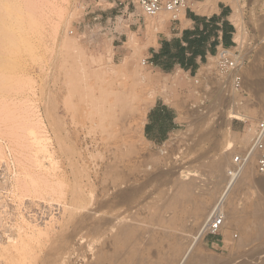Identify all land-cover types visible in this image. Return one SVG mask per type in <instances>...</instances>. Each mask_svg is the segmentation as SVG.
<instances>
[{
  "label": "rangeland",
  "instance_id": "374dc122",
  "mask_svg": "<svg viewBox=\"0 0 264 264\" xmlns=\"http://www.w3.org/2000/svg\"><path fill=\"white\" fill-rule=\"evenodd\" d=\"M18 1L23 2V6L24 1L29 2V0ZM43 1L30 0L29 4L32 5L28 7V10L26 8L28 12L36 16L32 15L35 25L32 27H37L36 31L31 27L32 36L29 43L36 47L35 54L38 56L35 59L30 50L29 52L23 51L21 64L28 69L32 66L37 69L35 73L38 79L37 95L31 96L30 102L32 103L27 99L17 101L19 109L17 104H8L4 108L6 112L4 110L2 114L0 112V158L4 160L0 161V168L2 166L0 169L2 173L0 174V264H24V261L25 264H95L103 254L113 251L112 235L115 231L110 229L109 219L115 218L120 213L126 216V222L146 225L147 235L152 236L155 243L166 241L163 239L167 237L164 233H176L177 238L171 237L168 240L174 243L172 246L175 249L181 248L180 259L189 246L192 247L191 252L187 253L181 264L201 262L205 264H231L232 262L233 264H261L264 261V223H260L256 209L257 203L263 204L262 209H264V187L258 184L259 180L264 181V174L261 175L256 171L255 162L253 164V172H255L253 173V185L245 188V191L241 190L236 196L235 202L239 209L241 222L236 227L228 228L227 234L225 231L218 235L206 232L201 240L194 242L193 236L201 229L195 226V219L198 216L194 210L198 206H207L204 218L218 202L227 184V169L233 155L250 147L255 130L259 122L264 119V0L233 1L234 15L232 18L237 26L238 46L235 45L231 50L233 52L238 50L239 56L245 60V65L242 70L243 88L231 92H226L222 88L216 57L211 58L196 75L192 76L183 72L168 75L150 65L148 59L145 58V53L151 45L166 37L165 32L171 22L168 13L149 17L142 12L137 0H48L51 3L47 0ZM39 2H43L42 5ZM212 2L216 3V0ZM47 3L53 5L55 9ZM34 7H39L37 13L33 10ZM38 13L43 20H40ZM49 14H52L54 22L51 21ZM42 16L45 19L48 17L47 24L44 23L46 20ZM37 19L40 20L41 25L43 24V28L39 26ZM36 21L38 24H35ZM39 32L40 35H38ZM39 46L40 48H37ZM255 54L260 55L258 64H255L253 58ZM31 56L34 57V62L31 61ZM48 57L50 60L46 63ZM37 64L38 66H35ZM48 64L52 65V71L48 70ZM252 65H257L261 70L259 75H261L262 85L258 88L245 87V79L250 74ZM66 67L69 70L67 91L71 95V109L64 116L63 125L61 124L60 128L61 133L56 135L45 120L46 108L49 105V99L46 96L49 94V88L45 80L49 74L53 83L60 81L64 78ZM53 88L54 94H61L66 90V87L62 85L56 88L53 84ZM105 91L111 98L120 92L127 91V93L123 96V106H117L112 110L107 109L111 115L110 118L104 124H96L91 117H87V114L97 105L94 97L102 95ZM159 98L165 99L178 109L183 126L165 143L154 146L144 138L143 126L148 109ZM58 101L63 107V98ZM21 106L27 111L23 109L24 112L21 111ZM14 108L18 109L19 113L17 110L13 112ZM34 109L35 114H33ZM7 110L10 113L8 116H6ZM60 110L63 109L60 108ZM28 111L32 112L29 114ZM37 112L40 113L37 114ZM232 112L239 113L241 119L230 117ZM16 114L18 118L15 120L12 117ZM4 115L5 118L8 117L7 120L11 119L7 122ZM21 117L23 120L20 119ZM33 119L38 120L35 122ZM23 122L29 125L31 122L35 123L30 126L26 124V130ZM22 123L23 127H21ZM12 126L16 128L13 129ZM30 130H36V134L42 131L35 136H48V153L41 151L35 136L33 137L34 133L31 135ZM19 133L23 136L18 135ZM31 144L34 147H31ZM229 146L232 148L228 151ZM226 150L227 153H225ZM222 156L226 161V167L225 170L217 172L213 164ZM157 160L161 162H156ZM21 161L24 162L23 165ZM70 161H73L72 164L69 163ZM71 165H73L72 168ZM4 169L7 172H4ZM32 170H35V174L37 171L41 172H37L36 176ZM188 173L195 175L191 177ZM35 176L41 179H36ZM187 176H190V179H186ZM28 179L31 181L35 179L33 187ZM44 179L48 180L44 183ZM13 180L17 183L15 184ZM144 180L147 182H143ZM23 181L26 183L24 184ZM23 184L25 187H21ZM183 184L191 186V200L181 198ZM26 185H29V188ZM27 191L30 193L28 194ZM133 191L135 192L132 193ZM210 191L211 195L208 194ZM31 193L34 195L32 196ZM54 193L57 194L54 195ZM76 193L79 194L78 197ZM41 194L43 197L40 196ZM131 194L137 196L133 195L131 200ZM76 197H80V201H77ZM177 197L183 201V208L186 209L184 217L187 225L174 230L168 225V220L173 218L174 211L166 206L168 202H175ZM40 209L42 213H45H43L44 216L41 215ZM228 210L229 206H227V212ZM50 213L53 214L52 217ZM80 221L81 226L78 225ZM98 227L106 229V233L101 235ZM246 227L250 229V239L241 244L239 237ZM38 231L41 234H38ZM3 248H9V253H3ZM152 251H157L156 245L152 247ZM104 264H138V261L128 259L122 262L114 257L111 262Z\"/></svg>",
  "mask_w": 264,
  "mask_h": 264
},
{
  "label": "bare ground",
  "instance_id": "6f19581e",
  "mask_svg": "<svg viewBox=\"0 0 264 264\" xmlns=\"http://www.w3.org/2000/svg\"><path fill=\"white\" fill-rule=\"evenodd\" d=\"M28 1V0H27ZM41 1V0H40ZM43 1V0H42ZM48 1V0H47ZM46 1V2H47ZM56 1V0H55ZM29 2H30V0H29ZM29 2L28 3H26V1H24V6H23V2L21 3V1L19 2L18 0H0V112H1V114H2V111L4 110V108H6L7 106H8V104H12V105H16L17 104V108L19 109L20 108V106L18 107V103H17V101H24L25 99H27L29 102H30V100L32 99V97L31 96H33V94L34 95H37V91H36V85H37V75L35 74L36 73V68L34 67V66H32V68L31 69H28V68H25V66H22L21 64H22V62H23V51H25L26 52V50L28 51V50H30L31 51V53H33V55L35 56V59H36V57L38 56L37 54H35V52H36V47L33 45V44H31V43H29V41H30V38H31V30L33 29L34 31H36L35 30V28L37 27H35V28H33L32 26L34 25V17H36V16H34V14H32L31 12H28L27 10H28V7L30 6V5H32V4H29ZM37 2V1H36ZM44 2V1H43ZM42 2V3H43ZM45 2V3H46ZM48 2H50V1H48ZM32 3H33V1H32ZM35 3V2H34ZM41 2H39V4H40ZM42 3H41V5H42ZM45 3H44V5H45ZM51 3V2H50ZM27 4H29L28 6H27ZM36 4H38V3H36ZM48 4V3H47ZM53 4V3H52ZM43 5V6H44ZM49 5V4H48ZM47 5V6H48ZM51 5V4H50ZM49 5V6H50ZM34 6V5H33ZM33 6H31V8L33 7ZM37 6V5H36ZM38 6H40V5H38ZM46 6V8H48ZM56 6V5H55ZM51 8H54L53 7V5H51L50 6ZM26 8H27V10H26ZM31 8H29L30 9V11H32L31 10ZM37 8H39V7H37ZM37 8H35L34 7V9L33 10H35V12L36 11H38V9ZM40 8H42V7H40ZM37 9V10H36ZM44 9H45V6H44ZM55 9V8H54ZM46 10V9H45ZM48 10H51V9H48ZM51 12V11H50ZM50 12H48V13H50ZM34 13V12H33ZM37 13V12H36ZM40 13H41V10H40ZM43 13H45V12H43ZM42 13V14H43ZM47 13V12H46ZM66 13V12H65ZM34 17H33V16ZM38 15H39V13H38ZM52 15V14H51ZM50 14H49V16H51ZM40 17L39 18H41V15H39ZM45 16H47V15H45ZM43 18H44V16H42ZM48 18V17H47ZM46 18V19H47ZM50 18H52L51 19V21H53V17L51 16ZM49 18V19H50ZM36 19V18H35ZM45 18H44V20H46ZM40 20H43L42 18L40 19ZM40 20L38 21V19H37V21L39 22V26L41 25V23H40ZM35 22V24H38V22ZM49 21V20H48ZM47 20L44 22V23H46V22H48ZM42 22V23H43ZM54 22V21H53ZM47 24V23H46ZM45 24V25H46ZM50 25V24H49ZM54 25V24H53ZM35 26V25H34ZM38 26V27H39ZM42 26V28H43V24L41 25ZM48 26V25H47ZM51 26V25H50ZM31 27H32V29H31ZM52 28H53V26H51ZM54 27H55V25H54ZM41 28V27H40ZM47 28V27H46ZM42 30V29H41ZM45 30V29H44ZM51 30V29H50ZM54 30H55V28H54ZM38 31V30H37ZM40 31V30H39ZM43 31V30H42ZM42 31H41V34H42ZM53 31V30H52ZM48 32V31H47ZM33 34V33H32ZM35 34H36V32H35ZM38 35H40V32H39V34ZM55 35V34H54ZM36 36H37V34H36ZM35 36V37H36ZM41 36H43V35H41ZM51 36V35H50ZM45 37V36H44ZM53 37V36H52ZM33 38H34V36H33ZM38 39V38H37ZM40 39H41V37H40ZM56 40V39H55ZM36 41V40H35ZM42 41V40H41ZM45 41V40H44ZM31 42V41H30ZM37 42H38V40H37ZM54 42V41H53ZM40 43V42H39ZM44 44H45V42H43ZM51 43V42H50ZM35 44V43H34ZM42 44V43H41ZM35 45H37V43L35 44ZM46 47V46H45ZM48 47V46H47ZM37 48H40V46L39 47H37ZM46 51V50H45ZM29 52V51H28ZM38 52V51H37ZM28 54V53H27ZM30 54V53H29ZM28 54V55H29ZM52 54V53H51ZM31 55V54H30ZM29 55V56H30ZM32 55V56H33ZM28 56V57H29ZM31 56V61H33V58L34 57H32ZM40 57V56H39ZM46 57V56H45ZM25 59V58H24ZM30 59V58H29ZM48 60L46 61V63L50 60L49 59V57L47 58ZM36 61H38V60H36ZM35 61V62H36ZM55 61V60H54ZM30 62V61H29ZM34 62V61H33ZM57 63V62H56ZM29 64V63H28ZM30 65V64H29ZM40 65V64H39ZM41 65H42V63H41ZM45 65V64H44ZM28 66V65H27ZM35 66H38V64L37 65H35ZM35 68V69H34ZM38 68V67H37ZM55 68V67H54ZM58 68V67H57ZM48 70L49 71H52V65L50 66L49 64H48ZM58 70V69H57ZM34 72V73H33ZM33 74V75H32ZM68 76H69V70L67 69V67L65 68V71H64V78L63 79H61L60 81H54V83H53V79H52V77H51V75H47V77H46V84H47V86H48V88H49V94H46V96H47V98L49 99L48 101H49V105H48V108H46L47 109V116H45L46 118H45V120L47 121V124L49 125V127H50V129L53 131V133L54 134H60L61 133V131H60V128L62 127L61 126V124L63 125V121H64V116H66L67 114H68V112L70 111V109H71V100H70V98H71V95H70V93H69V91H67V85H68V83H69V79H68ZM39 78V77H38ZM43 82V81H42ZM55 85V87L56 88H58V85H62V86H65L66 88V90L64 91V92H62L61 94H54L53 93V91H54V88H53V84ZM45 84V85H46ZM44 85V86H45ZM40 86V85H39ZM115 88V87H114ZM120 89V88H119ZM41 93V92H40ZM39 93V94H40ZM44 93H46V91L44 92ZM127 93V91L126 92H120V93H117V94H115V96L113 97V98H111V96L109 95V93L108 92H104L102 95H100V96H97V97H94V101L97 103V105L90 111V112H88V114H87V117H91V119L94 121V123H96V124H99V123H102V124H104L105 123V121H107L108 120V118H110V114L107 112V109H109V110H112V109H115V107H117V106H120V107H122L123 106V96L125 95ZM44 95V94H43ZM42 95V96H43ZM40 96V95H39ZM231 96V95H230ZM37 97V96H36ZM61 98H63V107H61L60 105H59V99H61ZM218 98V97H217ZM216 98V99H217ZM34 99V98H33ZM39 99V98H38ZM26 101V100H25ZM36 102V101H35ZM44 102V101H43ZM218 102V101H217ZM22 103V102H21ZM27 103V102H26ZM30 103H32V102H30ZM46 103V102H45ZM219 103V102H218ZM42 104V103H41ZM47 104V103H46ZM125 104V103H124ZM220 104V103H219ZM19 105H21L20 103H19ZM25 105V104H24ZM45 105V104H44ZM215 105V104H214ZM213 105V106H214ZM36 106V105H35ZM43 106V105H42ZM47 106V105H46ZM153 106V105H152ZM11 107V106H10ZM22 107V106H21ZM25 108V107H24ZM33 108V107H32ZM36 108V107H35ZM60 108L61 109H63L62 111L60 110ZM18 109H16V108H14V110H13V112L14 111H18ZM23 107L21 108V111H27L26 109H23ZM28 109H29V107H28ZM38 109H39V107H38ZM213 109V108H212ZM30 110V109H29ZM35 110V109H34ZM5 111V110H4ZM16 111V112H17ZM23 111V112H24ZM6 112V111H5ZM32 112V111H31ZM30 112V113H31ZM11 113H12V111H11ZM17 113H19V111L17 112ZM28 113H29V111H28ZM29 113V114H30ZM36 113V110L34 111V113L33 114H35ZM38 113H40V112H37V114ZM7 115L6 116H8V114H10L9 112H8V110H7V113H6ZM15 115V114H14ZM23 115V114H22ZM21 115V116H22ZM26 115L28 116V114L26 113ZM3 116V115H2ZM26 116V117H27ZM29 116H31V115H29ZM243 116V115H242ZM20 117V116H19ZM23 117H25V115H23ZM36 117V116H35ZM230 117H233V118H236V119H241V115L239 114V113H235V112H232V114L230 115ZM8 118V117H7ZM7 118H5V115H4V119L5 120H7ZM12 118H15V120L18 118V116H17V114H16V116L15 117H12ZM29 118H31V117H29ZM33 118V117H32ZM39 118V117H38ZM243 118V117H242ZM11 119V118H10ZM10 119H8V120H10ZM20 119H22V117L20 118ZM27 119H28V117H27ZM35 119V118H34ZM33 119V120H34ZM200 119V118H199ZM1 120H2V118H1ZM8 120H7V122H8ZM14 120V119H13ZM12 120V121H13ZM23 120V119H22ZM38 120V119H37ZM37 120L35 121V122H37ZM43 120V119H42ZM41 120V121H42ZM243 120H244V118H243ZM246 120V119H245ZM20 121V120H19ZM41 121L39 122V123H41ZM7 122H6V124H7ZM17 122H18V120H17ZM21 122V121H20ZM35 122H31L30 123V125L32 124V123H35ZM44 122V121H43ZM203 122H204V120H203ZM1 123H3L2 121H1ZM5 123V122H4ZM24 123V122H23ZM23 123H22V126L21 127H23ZM17 124H19V123H17ZM25 124V123H24ZM26 124H28V123H26ZM25 124V129L27 128L26 125ZM37 124V123H36ZM43 124V123H42ZM65 124V123H64ZM10 125H13V124H10ZM21 125V124H20ZM19 125V126H20ZM29 124H28V126H30ZM38 125V124H37ZM18 126V125H17ZM18 126V127H19ZM33 126V125H32ZM34 126H36V125H34ZM41 126H43V125H41ZM40 126V127H41ZM13 127V126H12ZM11 127V128H12ZM39 127V126H38ZM38 127H35L36 129L38 128ZM67 127V126H66ZM103 127H105V125L103 126ZM16 127H13V129H15ZM34 128V127H33ZM44 128V127H43ZM47 128V127H46ZM31 129H32V127H31ZM17 130V129H16ZM15 130V131H16ZM19 130V132H20V129H18ZM27 130V129H26ZM37 130H41L40 128H38ZM43 130V129H42ZM46 130V129H45ZM30 131H32V130H30ZM34 131V130H33ZM32 131V133H30L31 135H33V133H34V135H33V137L35 136V135H39L41 132H38V134H36V130L33 132ZM44 131V130H43ZM47 131V130H46ZM27 132V131H26ZM49 132V131H48ZM63 132H64V130H63ZM69 132V131H68ZM29 133V132H28ZM45 133V132H44ZM65 133V132H64ZM15 134H17L16 132H15ZM27 134V133H26ZM66 134V133H65ZM18 135H20L21 137L23 136L21 133H19ZM45 135V134H44ZM55 135V136H56ZM25 137H26V135H24ZM43 136V135H42ZM54 136V135H53ZM53 136H52V138H53ZM54 136V137H55ZM27 138H28V136H27ZM29 138H31V136L29 137ZM35 138H36V141L38 142V144H39V146H40V149H41V151L43 150L44 152L46 151L47 153L49 152V150H48V140H49V138H48V136L46 137H38V136H35ZM34 138V139H35ZM67 138H68V136H67ZM18 139H19V136H18ZM21 139V138H20ZM56 139H57V137H56ZM28 140V139H27ZM28 142V141H27ZM32 142V141H31ZM34 142V141H33ZM57 142H59V140L57 141ZM57 142H56V146L58 145L57 144ZM87 142V141H86ZM37 145V144H36ZM26 146V145H25ZM33 145L31 144V147H32ZM38 146V145H37ZM36 146V147H37ZM51 146V145H50ZM27 147H30V146H27ZM27 147L25 148L26 150H27ZM34 147V146H33ZM60 147V149H61V145L59 146ZM57 148V147H56ZM232 148V146H229L228 148H227V150L229 151V149H231ZM34 149V148H33ZM38 149V148H37ZM52 149V148H51ZM59 149V148H58ZM64 149H65V147H64ZM70 149V148H69ZM73 149V148H72ZM71 149V150H72ZM25 150V151H26ZM66 150V149H65ZM227 150L225 151V153H227ZM68 150H66V152H67ZM28 152V151H27ZM68 153H69V151H68ZM29 154V153H28ZM41 154H43V153H41ZM224 154V153H223ZM32 155V154H31ZM37 155H39L38 153H37ZM70 155V154H69ZM1 157V156H0ZM29 157H31V156H29ZM40 157V156H39ZM54 157V156H53ZM66 157V156H65ZM72 157V156H71ZM226 157V156H225ZM26 158V157H25ZM44 158H46V156L44 157ZM70 157H68V159H69ZM28 159V158H27ZM2 160L3 159H1L0 158V161L2 162ZM26 160V159H25ZM31 160V159H30ZM46 160H48V158L46 159ZM4 161V160H3ZM27 161V160H26ZM33 161V160H32ZM56 161V160H55ZM67 162H68V160H67ZM73 162V161H72ZM72 162L70 161L69 163H71L72 164ZM156 162H161V161H159V160H157ZM225 159H224V157L222 156L221 158H219L218 160H216L215 161V163L213 164V167H214V169H215V171H217V172H221V171H223V169L225 170ZM229 162V161H228ZM4 163V162H3ZM20 163H22V165H23V163L24 162H20ZM29 163H31V162H29ZM33 163H35L34 161H33ZM6 164V163H5ZM53 164V163H52ZM56 164V163H55ZM55 164H54V166H55ZM229 164V163H228ZM253 164H254V160H252L249 164H247L246 165V167L244 168V170H243V172H242V174H241V176L235 181V183L231 186V187H228V184H226V186L224 187V190H223V193L221 194V196L219 197V199H218V202L217 203H215L214 204V206H213V208L212 209H210L209 211H208V213L205 215V217L203 218V216H204V214H205V212H206V210H207V206L205 207V206H198L197 208H196V210H194L197 214H196V216H198V218L197 219H195V222H196V224H195V226H198L199 228H201L200 229V231L198 232V234H196L195 236H193V242L196 240V241H199V240H201L202 239V237H203V235L208 231V229H209V220H210V218H211V216L214 214V213H217V212H221V213H224V218H225V220H224V224L221 226V228H220V232H223V231H225V234H227L228 233V228H230V227H236L238 224H239V222H241V218L239 217V209H238V207H237V204H236V199H237V193L238 192H240L241 190H243L244 189V191H245V188H250L252 185H253V181H254V175H253V173H255V172H253L254 171V168H253ZM26 165H28V164H26ZM32 165V164H31ZM36 165H37V163H36ZM50 165H51V163H50ZM21 166V165H20ZM43 166V165H42ZM72 166L73 165H71V168H72ZM12 167V166H11ZM24 167V166H23ZM36 167V166H35ZM227 167H228V165H227ZM1 168H2V166H1ZM0 168V169H1ZM21 168H22V166H21ZM43 168V167H42ZM69 168H70V166H69ZM161 168V167H160ZM172 168V167H171ZM6 169V168H5ZM4 169V170H5ZM48 169H50V168H48ZM162 169V168H161ZM165 169H167V168H165ZM6 170H8V169H6ZM4 171V172H7V171ZM15 170V169H14ZM25 170V169H24ZM27 170L29 171V169H28V167H27ZM26 170V172H28ZM31 170V169H30ZM37 170V169H36ZM41 170V169H40ZM44 170H45V168H44ZM47 170V169H46ZM57 170V169H56ZM62 170V169H61ZM72 170V169H71ZM158 170H159V168H158ZM163 170V169H162ZM172 170V169H171ZM48 171V170H47ZM46 171V172H47ZM51 171H52V169H51ZM60 171V170H59ZM59 171H55V172H59ZM73 171V170H72ZM77 171V170H76ZM3 172V173H4ZM31 172V171H30ZM29 172V173H30ZM32 172L34 173L35 172V170L33 171L32 170ZM37 172H39V171H37ZM37 172H36V174H37ZM41 172V171H40ZM39 172V173H40ZM45 172V171H44ZM49 172V171H48ZM63 172H64V170H63ZM62 171H61V173H63ZM206 172V171H205ZM14 173V172H13ZM20 173H22V172H20ZM53 173V172H52ZM154 173H156V172H154ZM158 173H159V171H158ZM157 173V174H158ZM0 174H2V173H0ZM35 174V173H34ZM35 174V175H36ZM45 174V173H44ZM48 174V173H47ZM50 174H51V172H50ZM53 174H56V173H53ZM58 174V173H57ZM56 174V175H57ZM64 174V173H63ZM66 174V173H65ZM184 174H186V172L184 173ZM191 177L192 176H194L195 174H191V173H188ZM214 174V173H213ZM217 174V173H216ZM215 174V175H216ZM14 175V174H13ZM17 175V174H16ZM22 175V174H21ZM20 175V176H21ZM32 176H33V174H31ZM30 175V176H31ZM39 175H41V174H39ZM46 175V174H45ZM49 175V174H48ZM60 175V174H59ZM156 175V174H155ZM181 175V174H180ZM209 175V174H208ZM2 176V175H1ZM23 176V175H22ZM26 176V175H25ZM37 176V175H36ZM35 176V177H36ZM43 176V175H42ZM47 176V175H46ZM46 176H45V178H46ZM50 176V175H49ZM157 176V175H156ZM190 176H187V178L186 179H190ZM5 177V176H4ZM27 177H28V175H27ZM44 177V176H43ZM54 177V176H53ZM60 177V176H59ZM65 177H66V175H65ZM64 177V178H65ZM68 177V176H67ZM151 177H153L152 175H151ZM208 177V176H207ZM210 177V176H209ZM5 178H7V177H5ZM5 178H3L4 180H5ZM11 178V177H10ZM15 178V177H14ZM23 178V177H22ZM29 178H31V177H29ZM39 179H41L40 177H38ZM37 177H36V179H38ZM57 178V177H56ZM212 178V177H211ZM210 178V179H211ZM8 179V178H7ZM17 179V178H16ZM24 179V178H23ZM61 179V178H60ZM212 179H214V177L212 178ZM217 179V178H216ZM12 180V179H11ZM25 180V179H24ZM29 180V179H28ZM33 180V179H32ZM45 180L46 179H44L43 181H44V183H45ZM48 180V179H47ZM46 180V181H47ZM146 180V179H145ZM145 180L143 181V182H145ZM222 180H223V178H222ZM221 180V181H222ZM29 181H31V180H29ZM34 181H35V179H34ZM34 181H31L32 182V184L34 183L35 184V182ZM41 181V180H40ZM53 181V180H52ZM51 181V182H52ZM206 181H208V180H206ZM220 181V182H221ZM13 182H14V180H13ZM22 181H20V183H21ZM31 182H30V184H31ZM49 182V181H48ZM147 182V181H146ZM145 182V183H146ZM213 182H215V181H213ZM217 182H218V179H217ZM224 182V181H223ZM7 183V182H6ZM15 183V182H14ZM17 183V182H16ZM15 183V184H16ZM19 183V182H18ZM23 183L25 184L26 182H24L23 181ZM37 183V182H36ZM227 183H229L228 181H227ZM11 184V183H10ZM23 184V186H21V187H25V185ZM31 184V185H32ZM34 184L32 185V187L34 186ZM46 184H47V182H46ZM52 184H53V182H52ZM143 184V183H142ZM212 184V183H211ZM211 184H208L209 186H212ZM218 184V183H217ZM258 184L259 185H261L262 187H264V181H258ZM30 185V186H31ZM36 185H39V184H36ZM82 185V184H81ZM140 185V184H139ZM29 186V185H28ZM27 185H26V187L27 188H29ZM40 186V185H39ZM38 186V187H39ZM43 186V185H42ZM42 186H41V188H42ZM134 186V185H133ZM137 186H138V184H137ZM20 187V186H19ZM20 187V188H21ZM38 187H36V188H38ZM74 187V186H73ZM76 187V186H75ZM205 187H206V185H205ZM214 187V186H213ZM5 188V187H4ZM9 188V187H8ZM46 188V187H45ZM210 188V187H209ZM17 188L15 187V190H16ZM26 189V188H25ZM39 189V188H38ZM132 188H130V190H131ZM141 189V187L139 188V190ZM208 189V188H207ZM22 190V192H23V189H21ZM33 190V189H32ZM43 190V189H42ZM196 190V189H195ZM222 190V189H221ZM220 190V191H221ZM19 191V190H18ZM17 191V192H18ZM26 191V190H25ZM34 191V190H33ZM35 191H37V190H35ZM40 191H41V189H40ZM127 191V190H126ZM135 191H136V189H135ZM135 191H133L132 193H134ZM205 191V190H204ZM244 191H243V193H244ZM258 192H259V190H257ZM10 192V191H9ZM16 192V191H15ZM28 192V194L30 193L29 191H27ZM45 192V191H44ZM80 192V191H79ZM128 192V191H127ZM207 192V191H206ZM11 193V192H10ZM26 192H24V194H25ZM34 193H38V192H34ZM71 193V192H70ZM69 193V194H70ZM74 192L72 191V194H73ZM181 195H182V197L181 198H184V200H187L186 198H188L189 200H191L190 198V196L192 195V189H191V186L190 185H188V184H183L182 186H181ZM211 191L208 193V194H210L211 195ZM248 193V192H247ZM23 194V195H24ZM40 194V193H39ZM46 194V193H45ZM44 194V195H45ZM55 194H57V193H54V195ZM71 194V195H72ZM77 194V197L79 196V194L78 193H76ZM126 194H128V193H126ZM135 194H137V193H135ZM135 194H131L130 195V199H131V197L133 196V195H135ZM22 195V194H21ZM21 195H20V197H21ZM31 195H32V193H31ZM30 195V196H31ZM34 195V194H33ZM32 195V196H33ZM38 195V194H37ZM36 195V196H37ZM43 194H41L40 196H42ZM61 195V194H60ZM253 195V194H252ZM251 195V196H252ZM31 196V197H32ZM47 196V195H46ZM45 196V197H46ZM75 196V195H74ZM74 196L72 197V198H74ZM137 195H135V197H136ZM217 196V195H216ZM243 196H244V194H243ZM39 197V196H38ZM43 197V196H42ZM50 197V196H49ZM76 197V198H77ZM124 197V196H123ZM122 197V198H123ZM18 198V197H17ZM51 198V197H50ZM69 198H71V196L69 197ZM80 198V197H79ZM79 198H77V201H80L79 200ZM128 198H129V196H128ZM133 198V197H132ZM5 199V198H4ZM20 199V198H19ZM23 199V198H22ZM30 198H28V200H29ZM33 199V198H32ZM31 199V200H32ZM41 199V198H40ZM39 199V200H40ZM46 199V198H45ZM58 199V198H57ZM60 199V198H59ZM68 199V198H67ZM125 200H126V198H124ZM123 199V200H124ZM137 199V198H136ZM136 199H134V200H136ZM177 199H178V197H177ZM176 199V201L175 202H168V204H167V206L166 207H168V208H170V209H172L173 211H174V216H173V218H171V219H169L168 220V225H169V227H171V228H173L174 230H176V229H178L179 227H184L185 226V224H186V218L184 217V212L186 211V209L185 208H183L184 207V205L182 204L183 203V201L181 200V199H178L177 200ZM44 200V199H43ZM60 200H62V199H60ZM74 200V199H73ZM73 200H72V202H73ZM124 200V201H125ZM132 200V199H131ZM17 201V200H16ZM32 201H34V199L32 200ZM31 201V202H32ZM37 201V200H36ZM35 201V202H36ZM50 201V200H49ZM65 201V200H64ZM69 201V200H68ZM75 201V200H74ZM117 201H119V200H117ZM128 201V200H127ZM201 201V200H200ZM48 202V201H47ZM46 202V203H47ZM53 202H55V201H53ZM71 202V203H72ZM119 202H121V200L119 201ZM137 202V201H136ZM21 204H22V201L20 202ZM48 203H50V202H48ZM47 203V204H48ZM66 203H68L67 202V200H66ZM66 203H64V204H66ZM78 203V202H77ZM116 203V202H115ZM135 203V202H134ZM228 203V204H227ZM29 205H30V203H28ZM45 204V203H44ZM61 204V203H60ZM79 204V203H78ZM258 205H257V214H258V217H259V219H260V223H264V209H262V206H263V204H260V203H257ZM2 205V204H1ZM19 205V204H18ZM23 205V204H22ZM24 205H25V203H24ZM43 205V204H42ZM51 205V204H50ZM49 205V206H50ZM63 205V204H62ZM69 205V204H68ZM74 205V204H73ZM46 206V205H45ZM55 206V205H54ZM72 206V205H71ZM227 206H229V210H228V212H227ZM27 207V206H26ZM36 207V206H35ZM38 207V206H37ZM40 207V206H39ZM41 207H43V206H41ZM55 207H57V206H55ZM73 207V206H72ZM71 207V208H72ZM61 208H62V206H61ZM79 208V207H78ZM81 208V207H80ZM26 209V208H25ZM34 209V208H33ZM42 209V208H41ZM40 209V210H41ZM53 209V208H52ZM58 209V208H57ZM20 210H22V209H20ZM43 210V209H42ZM42 210H41V215H43V213H42ZM54 210V209H53ZM56 210V209H55ZM64 210V209H63ZM71 210V209H70ZM83 210V209H82ZM35 211V210H34ZM37 211V210H36ZM127 211V210H126ZM254 211V210H253ZM40 212V211H39ZM47 212H48V209H47ZM56 212V211H55ZM70 212H74V211H70ZM31 213H33L32 211H31ZM37 213V212H36ZM36 213H34V214H36ZM57 213H58V211H57ZM81 213H82V211H81ZM84 213V212H83ZM28 215H29V213H27ZM45 214V213H44ZM48 214V213H47ZM37 215V214H36ZM50 215H51V213H50ZM53 215V214H52ZM52 215H51V217H52ZM71 215V214H70ZM83 215V214H82ZM87 215V214H86ZM193 215V214H192ZM17 216V215H16ZM21 217H22V214L20 215ZM24 216V215H23ZM44 216V215H43ZM58 216V215H57ZM64 216V215H63ZM159 216H161V214H159ZM18 217V216H17ZM49 217V216H48ZM66 217V216H65ZM72 217V216H71ZM16 218V217H15ZM37 218H39V217H37ZM56 218V217H55ZM69 218V217H68ZM83 218V217H82ZM87 218V217H86ZM86 218H84L85 220H86ZM31 219V218H30ZM33 219V218H32ZM36 219V218H35ZM40 219V218H39ZM38 219V220H39ZM75 219V218H74ZM84 219H83V221H82V223L84 224ZM189 219H191V218H189ZM24 220V219H23ZM41 220V219H40ZM52 220V219H51ZM69 220H71V219H69ZM49 221V220H48ZM54 221V220H53ZM53 221H51V222H53ZM99 221V220H98ZM24 222V221H23ZM67 222V221H66ZM65 222V223H66ZM93 222V221H92ZM96 222V221H95ZM102 222H104V221H102ZM101 222V223H102ZM32 223V222H31ZM79 222H77V224H78ZM109 223H110V225H111V227H110V229L112 230V231H115V233L112 235V244H113V251L112 252H109V253H105V254H103V256L101 257V259L99 260V261H97L95 264H104V263H107V262H111V260H113L114 259V257H116V258H118L119 260H121L122 262H126L128 259H135V260H137L138 261V264H181V262H183L182 260H183V258L185 257V256H187V253H190L191 252V250H192V247H190L189 246V248L185 251V253H184V255H183V257H182V259H180L179 258V255H180V253H181V248H178V249H175L172 245L174 244V243H172L170 240H168V238H177L178 237V235L176 234V233H164L167 237H164L163 239H166V241H159V242H157V243H155V239L154 238H152V236L150 237V235L148 236L147 235V226L146 225H141V224H133V223H129V222H126V216H123V213H120V214H118L115 218H113V219H109ZM194 223V222H193ZM26 224V223H25ZM33 224V223H32ZM63 224V223H62ZM89 224V223H88ZM87 224V225H88ZM29 225V224H28ZM78 225H80L81 226V221H80V224H78ZM85 225H86V223H85ZM109 224H107V226H108ZM187 225V224H186ZM255 225V224H254ZM44 226V225H43ZM47 226V225H46ZM75 226H76V223H75ZM106 226V227H107ZM188 226H189V224H188ZM258 226H259V224H258ZM261 226V225H260ZM24 227H26L25 225H24ZM28 227V226H27ZM33 227V226H32ZM77 227V226H76ZM85 227V226H84ZM89 227V226H88ZM22 228V227H21ZM37 228V227H36ZM56 228V227H55ZM61 228V227H60ZM63 228V227H62ZM90 228V227H89ZM24 229V228H23ZM26 229V228H25ZM31 229H33V228H31ZM41 229V228H40ZM22 230V229H21ZM36 230V229H35ZM77 230H79V229H77ZM85 230H86V228H85ZM87 230H88V228H87ZM98 230H100V232H101V235L102 234H105L106 233V229H102V228H100V227H98ZM261 230V229H260ZM32 231V230H31ZM108 231V230H107ZM39 232V231H38ZM37 232V233H38ZM20 233V232H19ZM33 233V232H32ZM47 233V232H46ZM55 233V232H54ZM75 233V232H74ZM77 233H78V231H77ZM93 233V232H92ZM91 233V234H92ZM184 233V232H183ZM263 233V232H262ZM18 234V233H17ZM38 234H41L40 232L38 233ZM97 234H98V232H97ZM260 234H261V232H260ZM27 235V234H26ZM32 235V234H31ZM31 235H29V236H31ZM73 234H71V236H72ZM191 235V234H190ZM257 235V234H256ZM28 236V237H29ZM33 236V235H32ZM31 236V237H32ZM74 237H75V235H73ZM82 236V235H81ZM234 236H237L238 237V235H234ZM259 236V235H258ZM35 237V236H34ZM33 237V238H34ZM36 237H39V236H36ZM98 237V236H97ZM260 237V236H259ZM9 238H11V237H9ZM15 239H16V237H14ZM94 238V237H93ZM92 238V239H93ZM95 238H96V236H95ZM12 239V238H11ZM49 239V238H48ZM73 239V238H72ZM90 239H91V237H90ZM250 239V229H249V227L247 228L246 227V229H245V231L240 235V237H239V242L242 244V243H244L245 242V240H249ZM7 240H8V238H7ZM76 240V239H75ZM82 240H83V238H82ZM192 240V239H191ZM9 241H12V240H9ZM50 241V240H49ZM74 241V240H73ZM81 241V240H80ZM91 241V240H90ZM97 241V240H96ZM177 241V240H176ZM38 242H39V240H38ZM14 243H16V242H14ZM35 243V242H34ZM72 243V242H71ZM74 243V242H73ZM182 243V242H181ZM96 245V244H95ZM154 245H156V250L157 251H152V247L154 246ZM18 246V245H17ZM74 248H76V247H74ZM94 248V247H93ZM261 248V247H260ZM195 249V248H194ZM17 250V249H16ZM92 250V249H91ZM90 250V251H91ZM9 248H3V253H9ZM49 252V251H48ZM78 252V251H77ZM20 253V252H19ZM54 254H55V252H53ZM80 253V252H79ZM262 253V252H261ZM260 253V254H261ZM255 254H256V252H255ZM50 255V254H49ZM79 255V254H78ZM262 255V254H261ZM255 256V255H254ZM256 257H257V255H256ZM258 257H259V255H258ZM262 257V256H261ZM24 258V257H23ZM54 258V257H53ZM245 258V257H244ZM249 258V257H248ZM250 258H252L251 256H250ZM250 258H249V260H250ZM260 258V257H259ZM263 258V257H262ZM245 259H247V258H245ZM48 260V259H47ZM243 260V259H242ZM248 260V259H247ZM197 261V260H196ZM200 261V260H199ZM258 261H259V259H258ZM44 262V261H43ZM235 262V261H234ZM42 263V262H41ZM196 263V262H195ZM24 264H25V261H24ZM44 264V263H43ZM199 264H205V263H199ZM219 264V263H218ZM231 264H233V262L231 263ZM261 264H264V261H262L261 262Z\"/></svg>",
  "mask_w": 264,
  "mask_h": 264
},
{
  "label": "crops",
  "instance_id": "0c3cea01",
  "mask_svg": "<svg viewBox=\"0 0 264 264\" xmlns=\"http://www.w3.org/2000/svg\"><path fill=\"white\" fill-rule=\"evenodd\" d=\"M233 1L188 0V8L178 21L170 19L166 37L151 45L145 58L165 74L196 75L205 63L216 57L221 47L236 45ZM259 57V54L253 55L255 64ZM260 72L257 65H252L245 87L262 85ZM152 105L145 115L143 135L150 144L160 146L179 131L183 123L178 109L165 99L159 98Z\"/></svg>",
  "mask_w": 264,
  "mask_h": 264
},
{
  "label": "built area",
  "instance_id": "2783aa9c",
  "mask_svg": "<svg viewBox=\"0 0 264 264\" xmlns=\"http://www.w3.org/2000/svg\"><path fill=\"white\" fill-rule=\"evenodd\" d=\"M142 12L149 17H156L161 13H168L172 21H178L183 11L188 8V0H137ZM238 43H236V47ZM231 48L221 47L216 55L217 71L222 79V88L226 92L238 91L243 88L242 70L245 60ZM252 160L255 162L256 171L264 174V119L259 122L253 135L250 147L233 155L227 169L228 187H231L241 176L244 168ZM224 213H214L209 220L208 234H220L224 224Z\"/></svg>",
  "mask_w": 264,
  "mask_h": 264
}]
</instances>
